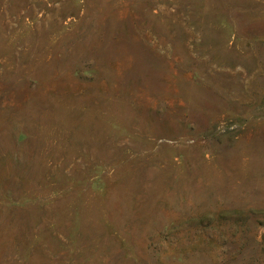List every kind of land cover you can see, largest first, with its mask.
I'll return each mask as SVG.
<instances>
[{
    "label": "rangeland",
    "instance_id": "rangeland-1",
    "mask_svg": "<svg viewBox=\"0 0 264 264\" xmlns=\"http://www.w3.org/2000/svg\"><path fill=\"white\" fill-rule=\"evenodd\" d=\"M0 264H264V0H0Z\"/></svg>",
    "mask_w": 264,
    "mask_h": 264
}]
</instances>
